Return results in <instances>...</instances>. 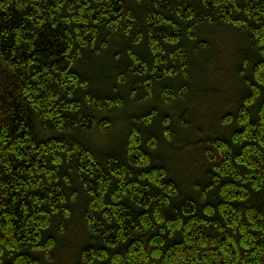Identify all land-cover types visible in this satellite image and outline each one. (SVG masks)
I'll return each mask as SVG.
<instances>
[{
    "label": "trees",
    "instance_id": "trees-1",
    "mask_svg": "<svg viewBox=\"0 0 264 264\" xmlns=\"http://www.w3.org/2000/svg\"><path fill=\"white\" fill-rule=\"evenodd\" d=\"M220 31L239 91L184 185L172 144ZM76 217L71 264H264V0H0V264H54Z\"/></svg>",
    "mask_w": 264,
    "mask_h": 264
},
{
    "label": "rangeland",
    "instance_id": "rangeland-1",
    "mask_svg": "<svg viewBox=\"0 0 264 264\" xmlns=\"http://www.w3.org/2000/svg\"><path fill=\"white\" fill-rule=\"evenodd\" d=\"M225 33L222 31L218 33L212 32V34L216 35H213L210 43L212 47L211 56L202 66L200 65L203 68L204 77L202 76L198 80V72L193 71V85L189 95V100L193 104L192 119L188 125L191 128L181 131L176 130L175 141L172 144L171 152L176 157L174 156V159H171V170L174 171V174L184 185H190L191 181L196 183L200 180L199 174L203 167V159L197 150H193L197 148L195 143L201 137L197 131L202 132L203 135L207 132L208 128L206 127L209 125L214 128L215 126H220L225 115L232 113L234 110L232 106L234 104L232 103L239 91L236 71L239 66L238 54L241 53V45L233 34ZM199 72H202L201 69ZM212 92L216 96L213 95L211 97ZM205 95L212 99L210 101L206 100ZM228 105L231 106L227 108ZM114 121L117 130L123 129L124 116L122 114H117ZM112 138L115 137L112 136ZM94 139L93 143L94 141L97 144L104 143V138L102 137ZM186 149L188 151L185 152ZM82 238H85L84 226L82 220L76 217L68 238L60 241L58 245L60 249L55 253L54 264H71L73 261V259L71 260L73 246H76L78 240Z\"/></svg>",
    "mask_w": 264,
    "mask_h": 264
}]
</instances>
